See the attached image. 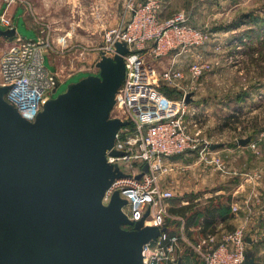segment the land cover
<instances>
[{"label":"water","instance_id":"1","mask_svg":"<svg viewBox=\"0 0 264 264\" xmlns=\"http://www.w3.org/2000/svg\"><path fill=\"white\" fill-rule=\"evenodd\" d=\"M16 34V26H0V35ZM114 46L113 56L96 61L97 73L50 96L33 120L6 99L9 85H0V264H144L143 245L163 230L144 224L147 213L129 219L118 191L103 202L113 180L128 175L106 159L122 154L112 146L128 124L111 116L128 52L123 42ZM145 171L147 163L136 177ZM254 262L246 254L243 264Z\"/></svg>","mask_w":264,"mask_h":264},{"label":"built area","instance_id":"2","mask_svg":"<svg viewBox=\"0 0 264 264\" xmlns=\"http://www.w3.org/2000/svg\"><path fill=\"white\" fill-rule=\"evenodd\" d=\"M10 1L13 0H8L7 4ZM123 6L127 17L109 29L108 43L99 56L102 53L113 56L116 41L128 47L124 55L125 77L111 110L112 117L128 120L127 125L118 128L112 146L122 154H106L109 163L128 175L113 180L103 202L107 203L112 193L118 191L126 199L122 208L129 219L136 221L147 213L144 224L163 228L156 239L143 245L144 264H243L249 244L247 238L253 242V233L245 223L230 230L208 232L198 236L196 241L183 229L171 232L166 227L169 200L175 194L172 188L161 183L163 174L170 169L165 159L198 150L202 160L214 162L223 170L220 159L208 155L212 142L200 138L199 118L190 105L192 85L183 84L184 70L175 65V58L181 52L204 44L207 31L193 25L184 10L163 17L162 0H124ZM0 26H15L5 9L0 13ZM14 38L0 57V85H9L6 99L24 118L33 120L43 103L57 91L58 76L44 62L45 49L50 46L47 37L24 39L16 35ZM172 52V62L159 72L147 63V57L161 59ZM197 56V60L188 64L192 80L208 66L202 62L200 54ZM97 72V67L90 71ZM61 82L59 80V84ZM162 86L178 87L183 94L169 97ZM145 163L148 171L137 178Z\"/></svg>","mask_w":264,"mask_h":264},{"label":"rangeland","instance_id":"3","mask_svg":"<svg viewBox=\"0 0 264 264\" xmlns=\"http://www.w3.org/2000/svg\"><path fill=\"white\" fill-rule=\"evenodd\" d=\"M110 1L115 11L107 13V0H32L33 11L26 16L36 30L19 20L17 36L47 37L50 42L44 62L63 81L54 96L70 82L95 70V61L108 43L109 29L127 17L124 0ZM170 6L173 9L169 11L196 13V24L199 22L207 31L204 44L181 52L175 65L184 70L183 84L192 85L190 105L199 118L201 140L221 143L216 153L209 147L208 155L220 159L223 170L210 161L209 168L214 165L221 170L224 180L248 170L245 177L250 188L244 194L248 205L242 206L244 213L236 225L245 223L252 231L253 242L247 245L246 254L254 256V264H264V0H174ZM116 17L118 22L114 24ZM14 39L0 35V57ZM198 54L208 66L192 80L188 64L197 60ZM173 55L174 52L161 59L146 60L159 72L172 62ZM162 87L170 91V96L165 93L169 97L183 94L178 87ZM244 137H250L248 145H239L238 138ZM210 178L220 180L219 175ZM254 211L255 215H251Z\"/></svg>","mask_w":264,"mask_h":264},{"label":"crops","instance_id":"4","mask_svg":"<svg viewBox=\"0 0 264 264\" xmlns=\"http://www.w3.org/2000/svg\"><path fill=\"white\" fill-rule=\"evenodd\" d=\"M7 1L0 0V13L5 9L7 14L13 18L16 29L19 20L22 19L26 26L36 30L35 26L30 24L31 18L26 16V13L33 11L32 0H13L8 4ZM173 1L162 0V16L168 17L175 12L174 10L169 11ZM171 9L173 8L171 7ZM114 11L115 6L110 0H107V13ZM187 13H189L190 22L193 25L203 27L199 22V25L196 24V13ZM117 22L116 17L113 23ZM92 23L96 25L95 21H92ZM202 23L205 26V21ZM52 71H55V69L53 68ZM89 73L87 72L84 75ZM217 143L221 144L220 142L213 144ZM212 148H214L212 152L215 153L219 149L217 146ZM165 163L170 169L167 175L164 176L162 185L172 188L175 194L169 200L170 216L166 222L169 231L178 232L183 229L191 240L196 241L198 236L208 232L230 230L235 227L239 217L244 213L242 206L248 205L247 201L244 200V194L249 193L248 189L250 188L249 179L245 177L248 175V170L246 173H240L239 176L233 174L234 177L231 180H224L225 176L223 175L225 174H221V170L214 165V167L209 168L211 163L203 161L198 156V150H190L166 158ZM213 174L220 176L218 182H214L210 178ZM250 203L254 205L253 201H250ZM255 213L254 211L251 215H255ZM247 215L250 214L247 213Z\"/></svg>","mask_w":264,"mask_h":264},{"label":"trees","instance_id":"5","mask_svg":"<svg viewBox=\"0 0 264 264\" xmlns=\"http://www.w3.org/2000/svg\"><path fill=\"white\" fill-rule=\"evenodd\" d=\"M161 89H162V90H163V92H164V93H166L167 95H169V96L171 95V94L169 93L170 91H168V89H167V88H165V87H164V88H163V87H161ZM167 221H168V219H167ZM167 221H166V222H167Z\"/></svg>","mask_w":264,"mask_h":264}]
</instances>
